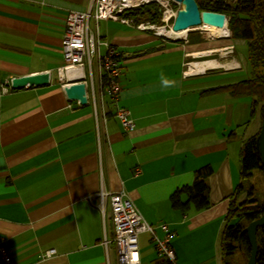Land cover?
<instances>
[{"label":"crops","instance_id":"obj_1","mask_svg":"<svg viewBox=\"0 0 264 264\" xmlns=\"http://www.w3.org/2000/svg\"><path fill=\"white\" fill-rule=\"evenodd\" d=\"M89 1L0 0V86L16 75L51 73L46 85L0 91L3 245L14 264H116L113 246L106 254L101 244L102 214L87 199L102 187L124 190L148 223L167 225L175 264H221L220 232L242 182L233 141L254 117L246 118L247 97L217 88L238 80L207 79L215 66L193 69L197 59L232 50L235 39L187 37V30L173 40L131 26L135 32L110 37L99 31L129 54L117 103L129 109L134 126L124 130L108 102L97 139L91 105L68 99L55 73L66 12ZM204 165L212 168L204 179L208 207L173 208L172 192L190 185ZM138 247L140 264L161 262L149 233L139 234ZM50 248L55 252L42 257Z\"/></svg>","mask_w":264,"mask_h":264},{"label":"built area","instance_id":"obj_2","mask_svg":"<svg viewBox=\"0 0 264 264\" xmlns=\"http://www.w3.org/2000/svg\"><path fill=\"white\" fill-rule=\"evenodd\" d=\"M152 3L158 6L159 22L157 24L148 19L137 21L124 15L126 10ZM172 4L177 6L173 7ZM180 6L181 4L176 0H90L85 9L67 10L61 38L63 62L56 67L55 73L61 82L62 89L75 81L84 84L86 100L92 107L96 122L97 139L99 138V121L104 122L106 119L105 107L108 102L113 103V114L124 130L134 126L129 109L117 103L121 89L123 62L129 54L122 52L116 45L101 37L98 22L100 20L117 21L139 31H149L155 36L174 40L180 37L159 33L158 28L170 29L176 10ZM226 30L227 36H230L228 28ZM188 62L184 64L186 69ZM235 67L238 68L239 65ZM183 73L185 74V71ZM10 88V82H8L7 85L0 86V91L6 93ZM87 199L102 214L104 234L101 244L106 254L110 245L113 246L116 264H140L138 237L142 232L149 233L158 256L165 257L175 264L174 250L169 242L172 232L165 223L156 226L148 223L124 190L107 191L100 187L87 195ZM155 227H159L163 232L161 236L155 232ZM54 252L55 249L50 248L41 256L46 257ZM0 264H14L3 245L1 236Z\"/></svg>","mask_w":264,"mask_h":264},{"label":"trees","instance_id":"obj_3","mask_svg":"<svg viewBox=\"0 0 264 264\" xmlns=\"http://www.w3.org/2000/svg\"><path fill=\"white\" fill-rule=\"evenodd\" d=\"M199 10L218 11L227 16V28L231 39H244L247 48V60L251 72L250 76L217 88L226 89L233 96H249V117L253 118L258 110L260 116L264 114V0H196ZM150 5H143L124 12L125 16L135 20L150 17ZM146 15L145 17H140ZM158 16L153 20L157 21ZM248 121L245 123L247 125ZM258 133V132H257ZM257 133L246 137L240 147L239 175L242 182L236 186L235 198L230 202L225 214V223L219 236L221 264H230L228 257L237 250H241L246 257L249 255V244L243 227L252 219L259 216L264 210V200L252 197L251 191L244 189V179L252 175L253 170H264L255 149ZM212 172L209 165H204L195 170L194 180L190 185L175 189L169 197L173 208L181 211L189 207L201 210L209 205L208 187L205 177ZM247 191L245 200L236 204L239 193ZM185 199H182V195ZM257 253L255 264H264V225L257 228ZM247 260V259H246ZM155 264H172L165 257Z\"/></svg>","mask_w":264,"mask_h":264},{"label":"rangeland","instance_id":"obj_4","mask_svg":"<svg viewBox=\"0 0 264 264\" xmlns=\"http://www.w3.org/2000/svg\"><path fill=\"white\" fill-rule=\"evenodd\" d=\"M227 2L233 3L232 0H227ZM149 5H150V9H149L150 17H148V20L157 24L159 22L158 6L155 3L149 4ZM172 5L173 7L177 6L176 4H172ZM145 16L146 15H142L140 17H145ZM154 16L156 17L158 16L157 21L153 20ZM213 26L218 27L220 25L205 23L204 25L191 27L193 29H189L187 31V37L193 36L198 39H207V38L211 39L210 36L217 35L218 34L217 31H214L210 28H202V27H213ZM98 30L100 31V33L106 34L108 37H110L112 34L135 32L134 29L128 26L122 25L118 23L117 21H112V20H108V21L100 20L98 22ZM185 36H186V32H184L183 37H180V38H184ZM178 39H174V40H178ZM233 44L235 46L232 48V50L227 51L224 55L220 56V55L215 54L212 56L215 58L212 60H216L220 62L222 66L221 67L218 66L216 70L208 71V73L210 74L206 76L207 79L222 78V79H228V80H240V79H244L250 76L251 68L247 60L246 41L244 39H235L233 40ZM223 52L220 51V54H223ZM191 60H193L192 57L187 59V61H191ZM197 60H205V59H197ZM206 60H210V59H206ZM237 65H239L238 68L235 67ZM232 67H234V69ZM228 68H231L229 69L230 71L227 70ZM186 70H188V68ZM219 70H226L228 72H219ZM53 75L55 76V73ZM244 97H247L246 98L247 103L244 105H245L246 112H247L246 118L249 119L250 117L248 116V113L250 111L251 97L249 96H244ZM250 120H252V118ZM260 122H261V116L257 110L254 116V120L249 121L248 123L249 126L248 127L244 126L245 129L241 127L238 130L236 137L233 141L234 145H236V150L234 148V153H235L237 160H239V152H240L239 148H240V145H242L244 138H246L251 133L252 134L257 133L260 127ZM243 186H244V189L251 191L250 195L252 197H256L258 198V200H264V174L261 170H258V169L253 170L252 175L244 179ZM243 192H244L243 196L239 200H236V204H239L240 202L245 200L247 196V191H243ZM143 236L145 235H142V237ZM111 252H112V245H110L109 247V253L111 254ZM246 259H247L246 255L241 250H237L234 254L228 257V261L230 262V264H245Z\"/></svg>","mask_w":264,"mask_h":264},{"label":"water","instance_id":"obj_5","mask_svg":"<svg viewBox=\"0 0 264 264\" xmlns=\"http://www.w3.org/2000/svg\"><path fill=\"white\" fill-rule=\"evenodd\" d=\"M181 6L177 8L176 14L173 18L171 28L174 31L188 29L205 23L225 25L227 18L225 14L212 10H199L196 0H176ZM227 28V26H226ZM49 81V71H38L27 73L23 75H16L11 77L10 86L13 89L22 88L25 86L46 85ZM65 96L70 100L77 101L80 105L86 104V96L84 84L80 81L71 82L69 85L63 87ZM255 149L260 160L261 166L264 170V114L261 117L260 127L255 137ZM264 225V210L263 212L250 220L242 229L250 247L249 255L245 264H255L257 253V228Z\"/></svg>","mask_w":264,"mask_h":264},{"label":"bare ground","instance_id":"obj_6","mask_svg":"<svg viewBox=\"0 0 264 264\" xmlns=\"http://www.w3.org/2000/svg\"><path fill=\"white\" fill-rule=\"evenodd\" d=\"M220 26H218V27L213 26L212 28H216V29L220 30L221 32H225V34H223V33L221 34L218 32V34L215 35L216 37H223V36L227 35L226 26L225 25H220ZM202 28H210L211 29V27H202ZM189 29H191V28L183 29V30H179V31H174L172 28H170V29L158 28V31H159V33L165 34L167 36L183 37V35L179 36V34L183 31L186 32ZM212 30H214V29H212ZM209 66L218 67V66H222V64L220 62H218L216 60H212V59H210V60H199V64L195 69H193V72L202 71L203 69H205L206 67H209Z\"/></svg>","mask_w":264,"mask_h":264}]
</instances>
